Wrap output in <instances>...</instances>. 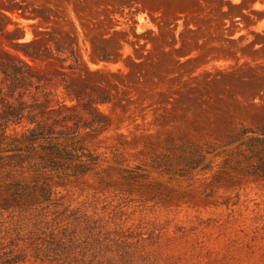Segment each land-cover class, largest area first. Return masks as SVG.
<instances>
[{
    "label": "rangeland",
    "instance_id": "rangeland-1",
    "mask_svg": "<svg viewBox=\"0 0 264 264\" xmlns=\"http://www.w3.org/2000/svg\"><path fill=\"white\" fill-rule=\"evenodd\" d=\"M33 8L49 21L27 18ZM0 11V51L25 61L15 43L72 38L77 86L107 99L95 106L109 121L82 132L98 159L82 177L34 171L21 139L8 153L21 155L0 160V264H264V178L224 162L242 127H264V0H0ZM34 64L46 77L61 66ZM14 182L46 191L12 194Z\"/></svg>",
    "mask_w": 264,
    "mask_h": 264
},
{
    "label": "trees",
    "instance_id": "trees-1",
    "mask_svg": "<svg viewBox=\"0 0 264 264\" xmlns=\"http://www.w3.org/2000/svg\"><path fill=\"white\" fill-rule=\"evenodd\" d=\"M26 17L40 18L44 23L49 21L48 16L36 8L26 12ZM2 19L9 20V17L0 11V31L7 24H2ZM7 33L11 35V31ZM44 34V37L35 34L26 42L15 43L30 62L15 52L0 51L1 83L6 87V91H3L0 86V160L21 155L8 154L13 150L23 151L18 146L21 139L26 142V162L33 160L29 167H34V171L82 177L92 170L98 160L85 144L82 132L88 130L85 133L88 134L108 127V119L101 115L95 106L97 103L106 102L107 99L103 95L93 98L86 93V87L77 86L81 77L76 70L84 62L76 52L72 38L58 32L45 31ZM97 56L98 60L103 62L113 58L108 51L98 53ZM43 59L59 60L60 69H56L51 77L44 76L34 64ZM65 62H69L65 68H68L72 75L77 74V78L63 71ZM15 63H20L26 68V75L16 69ZM86 80L87 77L81 78V81ZM53 81L56 88L61 89L62 95L59 98L49 88ZM19 86H24L23 91L19 93L18 98L11 100L14 89ZM25 92L28 97L26 100L23 99ZM21 124H25V128L18 136L15 126ZM231 143L237 145L234 150L224 153L227 157L224 162L229 161L228 156L235 155L233 164L240 166L242 161H246L250 167H240V171L245 170L248 174L264 178V127H242L237 137L228 144ZM220 154L217 153L216 156ZM203 159V155L194 159L193 167ZM210 169L211 162L201 167L203 171ZM11 186L15 187L12 194H25L27 190V194L35 199L43 197V192L46 191L43 186L37 188L33 185L30 188L19 182H14ZM36 190L38 193H35Z\"/></svg>",
    "mask_w": 264,
    "mask_h": 264
}]
</instances>
